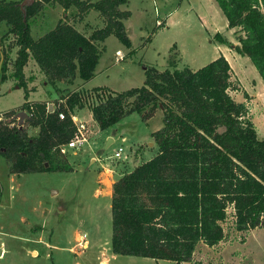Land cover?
<instances>
[{"label":"trees","instance_id":"1","mask_svg":"<svg viewBox=\"0 0 264 264\" xmlns=\"http://www.w3.org/2000/svg\"><path fill=\"white\" fill-rule=\"evenodd\" d=\"M128 1L34 0L21 6L19 0H0V21L6 24L0 36V80L7 76L3 42L10 34L16 47L10 76L24 88L25 99L23 68L30 56L53 86L67 75L91 79L102 40L114 35L130 46L123 27L130 12L120 7ZM215 2L226 27L243 32L234 47L249 58L264 84V0ZM56 3L63 13L75 8L79 20L85 12L96 11L101 27L82 32L61 19L33 38L30 19L44 5ZM166 60L168 67L162 69L147 66L138 87L120 92L94 87L96 102L90 112L102 130L131 112L147 120L161 110L162 125L150 133L156 152L112 183L110 246L119 255L192 264L199 243L212 247L225 238L222 221L229 212L237 231L264 228V140L257 135L246 103L228 93L231 66L223 55L193 70L177 65L179 52L172 44ZM83 102L82 92L74 90L50 109L40 100L24 101L20 105L27 111L24 121L38 128L32 136L23 124L0 121V155L8 163V172L72 170L58 147L72 136L75 125L70 115Z\"/></svg>","mask_w":264,"mask_h":264},{"label":"rangeland","instance_id":"2","mask_svg":"<svg viewBox=\"0 0 264 264\" xmlns=\"http://www.w3.org/2000/svg\"><path fill=\"white\" fill-rule=\"evenodd\" d=\"M120 7L130 12L123 20L129 47L114 35L107 36L98 44L100 56L94 76L83 81L67 75L54 82L58 89L48 82L30 56L23 68L28 88L26 99L58 106L69 91H80L84 102L78 112L80 119H86L90 117L91 105L96 102L94 87L120 92L140 86L147 66L168 67L169 46L174 44L181 57L177 60L180 67L197 68L217 54L225 57L231 66L232 83L228 93L246 103L257 135L264 140V84L249 58L234 47L243 32L238 27H226V19L216 3L214 7L207 0H129ZM61 19L82 32L102 25L100 15L94 10L85 12L79 20L75 8L70 7L63 13L58 3L47 4L30 19L32 37L42 36ZM5 30L6 24L0 21V36ZM3 44L8 60L6 79L0 80V121L14 125L18 111L27 113L20 106L26 101L25 90L17 87L10 76L16 55L13 34L8 35ZM2 46L0 43V64ZM117 50L121 53L117 54ZM156 112V117L148 122L137 112H131L102 130L94 121H88L90 129L85 134L84 145L69 147L65 153H60L73 166L69 172L10 174L7 161L0 155V264H175L168 259L156 262L149 257L125 256L112 251L110 199L104 190L96 191L98 185L94 176L99 162L117 164L128 157L127 166L131 167L137 154L144 160L154 154L157 146L149 145L152 141L148 130L161 119L159 110ZM24 119L20 124L27 135L36 134L38 128L29 126ZM108 138L112 141L106 146ZM119 147L123 151L120 158H115L112 154ZM94 156L98 160L94 161ZM222 227L225 238L212 247L199 243L192 264H264V228L237 231L230 212L222 221ZM79 237L87 242L85 248L77 245Z\"/></svg>","mask_w":264,"mask_h":264},{"label":"crops","instance_id":"3","mask_svg":"<svg viewBox=\"0 0 264 264\" xmlns=\"http://www.w3.org/2000/svg\"><path fill=\"white\" fill-rule=\"evenodd\" d=\"M208 3H211L214 7H215V0L212 1V0H207ZM215 2V3H214ZM217 10V9H216ZM163 20H164V24H165V16L163 17ZM170 48V46H169ZM117 54L121 53L120 50H117L116 51ZM218 56V54L216 55ZM119 59V58H118ZM181 59V57H180ZM191 68V67H190ZM198 68V67H197ZM191 69H196V68H191ZM56 89H58V86H55ZM33 100H37V99H31V100H28L26 99L27 102H31ZM80 109H77L75 112L76 114L78 115V117L80 118L81 114L78 112ZM156 114L157 112L152 116V117H156ZM151 117V118H152ZM159 117H161V110L159 109ZM151 118H149L148 120H146V122H148ZM91 119V120H89ZM84 121H93L92 117H91V112H90V117L86 118V119H82ZM96 125V124H95ZM162 125V121L160 119V121L158 123H156V125L154 126H151V129L148 130V133H149V140L152 141V143L150 142L149 145L150 146H153L154 142H153V138H151L150 136V133L152 131H155L157 129H159V127ZM97 126V125H96ZM156 152V151H155ZM154 152V153H155ZM140 153V152H139ZM153 155V154H152ZM152 155H150V157H152ZM148 157V158H150ZM95 159H93L94 161L98 160L97 157L94 156ZM147 158V159H148ZM92 160V161H93ZM146 160V159H145ZM93 161V162H94ZM100 161H103V160H100ZM135 161L134 163L131 164V167H128V157L123 161V162H120V163H117V164H111V162L109 161H106V163L104 162H99V164L96 166L95 168V180H96V183L98 185V188H96V191L99 193L101 191L104 190V194L107 196H109V199H111V190H112V183L114 182V180L116 178H118L122 173H124V171H129L131 170L135 165L141 163L142 161H144V159H142L141 157V154H137V156H135L134 160ZM1 199L2 197H0V204H1ZM62 210V208H60ZM59 209V210H60ZM43 214H45V211L44 209L41 210ZM48 211V210H47ZM25 223H28L27 220H24ZM40 226H43V224H41ZM28 230L31 229V227L29 226V228H27ZM42 229V228H41ZM41 229H39V232H41ZM256 229V228H255ZM52 231V230H51ZM53 233V232H52ZM52 235V234H51ZM204 245V244H203ZM35 253V252H32V254ZM195 253V252H194ZM194 255V254H193ZM160 259L158 260H155L156 262L159 261ZM101 263V261H100ZM189 264V262H187Z\"/></svg>","mask_w":264,"mask_h":264},{"label":"built area","instance_id":"4","mask_svg":"<svg viewBox=\"0 0 264 264\" xmlns=\"http://www.w3.org/2000/svg\"><path fill=\"white\" fill-rule=\"evenodd\" d=\"M156 23H159V20H157ZM48 106H49V109L56 107L51 103ZM75 111H76V108L74 109V112H72L70 115L71 120L75 125V130L72 136L69 138L68 142L58 147V150L60 153H65V149H69V147H72V148L82 147L84 143L87 141L85 139V134L90 129L89 122L78 118V115L76 114ZM58 117L60 119L64 117V114L62 111L58 112ZM122 151L123 149L119 147L113 152L112 156L115 158H120ZM83 238H85V236H83ZM83 238L79 237L80 241H78L77 243V245L80 246L81 248H85L87 246V242Z\"/></svg>","mask_w":264,"mask_h":264},{"label":"water","instance_id":"5","mask_svg":"<svg viewBox=\"0 0 264 264\" xmlns=\"http://www.w3.org/2000/svg\"><path fill=\"white\" fill-rule=\"evenodd\" d=\"M33 1H34V0H23V1L21 2V6L26 5V4H29V3H32ZM26 117H27V113H26L25 111H23V110L18 111V121H17V124H19L20 127H22V124H20V122H21L24 118H26ZM111 141H112V139H111V138H108V141H107V143H106V146H107Z\"/></svg>","mask_w":264,"mask_h":264},{"label":"bare ground","instance_id":"6","mask_svg":"<svg viewBox=\"0 0 264 264\" xmlns=\"http://www.w3.org/2000/svg\"><path fill=\"white\" fill-rule=\"evenodd\" d=\"M76 117V116H75ZM79 118V117H78Z\"/></svg>","mask_w":264,"mask_h":264}]
</instances>
